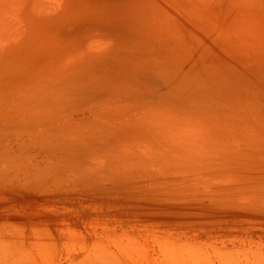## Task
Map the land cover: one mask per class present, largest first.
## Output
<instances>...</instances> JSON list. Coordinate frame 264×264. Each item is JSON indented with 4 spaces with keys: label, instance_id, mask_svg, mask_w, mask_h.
Masks as SVG:
<instances>
[{
    "label": "rangeland",
    "instance_id": "1",
    "mask_svg": "<svg viewBox=\"0 0 264 264\" xmlns=\"http://www.w3.org/2000/svg\"><path fill=\"white\" fill-rule=\"evenodd\" d=\"M244 2L96 0L117 50L84 61L96 80L75 99L41 94L42 70L70 73L84 49L13 35L0 49V264H264V2ZM247 11L261 31L254 13L240 27ZM176 104L218 116L212 147L141 122Z\"/></svg>",
    "mask_w": 264,
    "mask_h": 264
},
{
    "label": "bare ground",
    "instance_id": "2",
    "mask_svg": "<svg viewBox=\"0 0 264 264\" xmlns=\"http://www.w3.org/2000/svg\"><path fill=\"white\" fill-rule=\"evenodd\" d=\"M95 1L96 0H0V34L2 35L3 33H5L6 35L3 34L4 37L2 36V38H4L3 40L7 41L3 44L4 46L0 48L1 50H3L4 53H8L9 51H11L10 49H12V47H9V46L12 44L13 35H14L15 40H23L25 42H28L27 46L29 49L32 48L31 43H34L36 40L37 41L39 40V36L41 37L47 36L45 39L40 41L41 44H44L46 42L54 43V38L59 37L60 35H62L64 38L60 37V39H58V42H62L63 40H65L63 42L64 47L62 48V50L66 51V47L68 46L67 43H69L70 40H74V43L78 47L84 49V51H78L67 58L65 62V66L70 67L71 69L70 73H60L59 74L53 70H47V71L42 70V74H43L42 80H45V87L48 90H45L44 93H41V94L43 95L56 94V96L58 97H59V94H63L65 97L69 95L70 97H73L75 99L79 94L80 88L82 87L87 88L90 86V84H92L93 81L96 80L95 78H93V75L91 73L90 68H88V65L86 66L84 64V61H90L91 59L90 54L92 55H99L100 53L109 54L117 50L116 44L109 43V42H103L100 40V39H103L102 37H99L100 31L102 30V28L100 29V28L95 27L96 23L95 21H93V14H92V9L94 6L93 3ZM253 1H256V0H245L244 3L248 2L247 4H249L252 8L255 7L257 9H261L260 6L255 4ZM260 1L264 2V0H260ZM235 11L237 12L239 11V9L238 10L236 9ZM240 11H242L243 13L244 10H240ZM250 13L251 11L248 14L244 13L245 15H247L245 16L247 18L244 19L243 17L242 19H240V21L241 20L242 21L244 20V21L240 22V24L239 23H236V24L237 25L239 24L240 27L242 24V27L245 28L244 27L245 20L250 21L249 20L251 18L250 16L253 15V13L255 16L257 15L256 12H253L249 16ZM261 15L262 13L260 14V16ZM257 16H259V13ZM257 16L255 17L256 19H257ZM235 18H234V22H235ZM261 18L262 17H260L259 19L260 22L258 21L256 23L255 21H257L258 19L254 20L253 18H251L252 22L256 24V26H253L252 24L253 26L252 29L253 28L256 29V27L258 29V27L263 25L264 21L261 20ZM229 19H233V17L232 18L230 17ZM230 21L233 22V20H230ZM250 22L246 24L247 29H248V26L250 29V25H251V24L249 25ZM243 23H244V26H243ZM257 23L259 24L262 23V24L260 25L258 24L257 26ZM229 25H231L230 26L231 28L232 27L236 28V30L237 28H239L238 26L235 27L232 23H230ZM12 27H14V29H12L13 31H10L9 29ZM230 27H228L229 29H227L229 31L225 32V30L223 29L222 32L231 33V31L234 30L233 32L235 33V29L230 30ZM260 28L262 30V27ZM260 28L258 29V31L260 30ZM252 29L250 30V33L251 35L253 34L254 36ZM254 32H257V31L255 30ZM48 36H51L53 38H49ZM225 36H229V35L227 34ZM256 36L257 35L255 34L254 37ZM243 37H245V35ZM95 41L96 42L100 41V43L102 44L99 45ZM62 60L64 59L62 58ZM180 63L181 61L175 66V68L178 66L179 71H182L184 68L183 69L181 68L187 65L180 64ZM103 75L99 78L101 81L104 78ZM71 77L74 78V80L78 84V87L73 83L70 84L69 81H65L66 78H71ZM33 89L35 91H40L41 87H37ZM164 106L163 108H161L160 106L153 107L156 109H152L149 111L139 110L143 115L146 116L141 119V122H143L146 118H149L151 120L154 118L162 117L163 119L161 118L160 125L161 127L163 126L164 128L163 132L166 136L170 138V142H175L176 140L182 137L180 140V143L186 144V146L188 147H191V146L195 147V146H200V145H205L207 147L213 146V144L215 143L216 137L220 133L218 131V122H217L219 120L218 116H215L213 119L212 117L205 119L206 117L210 115L207 114L206 116L203 111L196 110L197 112L200 113L197 115L194 113V111H192L193 109L191 107L188 109V107L184 108L183 106L181 107L177 105L174 107L175 111H178V107H180L179 110H185V111L174 113L172 110H167L166 105ZM238 124H239L238 122L234 124H229L228 122H222L221 126L224 128L233 127L234 129H236L235 127H240ZM176 125H180V126H176ZM151 130L152 129L150 127L149 131ZM225 132L229 133L228 130H225ZM159 135L162 136V133L160 132ZM238 135L244 136V131L241 133H238ZM160 138L161 137L158 136V139ZM135 141L140 142L139 140H135ZM145 142H149V141H145ZM216 142H218V139ZM150 145H151V142L148 144V146ZM155 150L162 156L161 151L158 150L156 146H155ZM11 236H12V233L8 237H11ZM4 237L5 235L3 236V239ZM12 246L13 245H11V247ZM7 247H9V245ZM12 248L14 249L15 247H12ZM24 254H26V252ZM23 256H26V255H23ZM15 258L17 259V256ZM5 259L6 258H4V260ZM1 260L3 261L2 258ZM4 262H5L4 264H12V257L8 258Z\"/></svg>",
    "mask_w": 264,
    "mask_h": 264
}]
</instances>
